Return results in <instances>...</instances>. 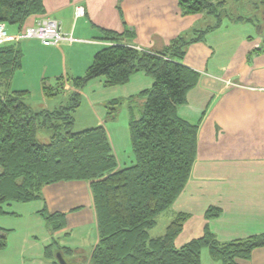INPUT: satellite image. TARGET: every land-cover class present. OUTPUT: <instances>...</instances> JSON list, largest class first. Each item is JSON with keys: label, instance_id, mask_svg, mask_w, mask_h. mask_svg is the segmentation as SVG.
Returning a JSON list of instances; mask_svg holds the SVG:
<instances>
[{"label": "crops", "instance_id": "0c3cea01", "mask_svg": "<svg viewBox=\"0 0 264 264\" xmlns=\"http://www.w3.org/2000/svg\"><path fill=\"white\" fill-rule=\"evenodd\" d=\"M251 1L259 2L262 10L249 18L227 12L219 20L211 16L214 23L197 30L210 15H182L177 0H42V14L27 19L21 29L50 17L71 41L52 47L34 40L15 43L20 68L2 94L23 93L22 102L38 113L65 106L69 95L77 93L81 103L73 114L75 132L102 127L116 169H124L135 161L129 119L132 114L139 117L142 100L136 97L151 88L152 80L140 72L125 85L105 87V79L97 78L81 90L72 87L71 80L82 77L95 54L114 44L102 30L131 33L123 43L138 51L159 52L173 40H184L188 45L181 64L194 71L198 81L176 114L197 126L196 156L184 189L155 218L148 235L162 237L178 214L188 218L174 241L176 248L200 238L205 228L219 243L264 235V0ZM76 6L83 7V16L76 17ZM6 29L11 35L19 32L18 26ZM58 80L60 93L46 98L44 87L58 88ZM116 100L122 101L121 107L110 119L104 105ZM83 105L87 118L78 120ZM1 209L6 247L0 251V264H54L56 253L67 264H90L98 231L89 181L44 186L40 199L8 202ZM209 209L218 210L219 216L206 219ZM43 211L63 215L64 226L52 232ZM157 227V235L151 236ZM208 263L221 264L203 250L201 264ZM237 264H264V246Z\"/></svg>", "mask_w": 264, "mask_h": 264}, {"label": "trees", "instance_id": "16d2710c", "mask_svg": "<svg viewBox=\"0 0 264 264\" xmlns=\"http://www.w3.org/2000/svg\"><path fill=\"white\" fill-rule=\"evenodd\" d=\"M177 2L185 16L205 14L219 20L227 12L226 0ZM42 12V0H0V23L18 26L19 31L27 19ZM101 32L114 44L95 54L84 75L71 80V85L81 90L90 81L103 78L105 87L122 86L140 72L152 80L151 88L136 97L142 100L139 117L132 114L129 119L134 164L116 169L102 127L73 131V114L81 103L77 93L69 95L65 106L38 113L22 102L23 93L2 94L20 68L21 57L15 43H6L0 46V216L5 203L40 199L44 186L89 181L98 231L90 264H201L203 250L221 264L248 260L253 250L264 246V235L219 243L205 228L200 238L176 248L174 241L188 218L185 214H178L162 237H149L155 218L167 211L184 189L195 160L197 126L178 118L176 110L185 104L198 75L181 64L188 45L182 39L173 40L163 51L147 52L123 43L132 37L129 32ZM60 82L58 88L44 87L46 98L60 93ZM121 103H105L110 119ZM40 130L50 133L48 143L37 141ZM219 213L209 209L205 218H216ZM41 215L52 232L64 226L61 214L43 211ZM5 247L6 232L0 230V251ZM50 253L47 248L46 256Z\"/></svg>", "mask_w": 264, "mask_h": 264}, {"label": "built area", "instance_id": "2783aa9c", "mask_svg": "<svg viewBox=\"0 0 264 264\" xmlns=\"http://www.w3.org/2000/svg\"><path fill=\"white\" fill-rule=\"evenodd\" d=\"M83 7H75L76 17L83 16ZM24 40H34L43 47L58 46L70 42L71 37L61 31L60 24L50 17H43L33 25L26 27L16 34H9L4 23H0V46L6 43H17Z\"/></svg>", "mask_w": 264, "mask_h": 264}, {"label": "rangeland", "instance_id": "374dc122", "mask_svg": "<svg viewBox=\"0 0 264 264\" xmlns=\"http://www.w3.org/2000/svg\"><path fill=\"white\" fill-rule=\"evenodd\" d=\"M255 6H257V8H255ZM226 10H227L228 15H230L231 17L232 16L234 17L242 16L245 18H249L252 16L253 12H256L258 10L261 11L262 8L259 2H254V1L252 2L251 0H238L237 3L227 0ZM212 23H214L213 18L209 16V18L204 20V22L201 25H199V28H195V29L202 30L208 25H212ZM263 27H264V23H263ZM83 108H84V105L81 106V108L77 111L78 120L87 118L86 111ZM79 126L80 125L78 123V127ZM76 129L77 127L75 126V128H73V131H76ZM49 137H50L49 132L40 130L37 133L36 139L39 143L46 144L49 141ZM158 228L159 227H157L155 231L150 232V235L151 236L157 235Z\"/></svg>", "mask_w": 264, "mask_h": 264}, {"label": "water", "instance_id": "95a60500", "mask_svg": "<svg viewBox=\"0 0 264 264\" xmlns=\"http://www.w3.org/2000/svg\"><path fill=\"white\" fill-rule=\"evenodd\" d=\"M55 261H56L57 264H67V263H65L62 255L60 253H56Z\"/></svg>", "mask_w": 264, "mask_h": 264}]
</instances>
